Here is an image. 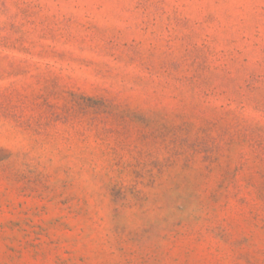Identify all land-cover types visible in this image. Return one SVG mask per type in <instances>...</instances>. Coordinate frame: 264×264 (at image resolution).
Instances as JSON below:
<instances>
[{
    "label": "rangeland",
    "instance_id": "rangeland-1",
    "mask_svg": "<svg viewBox=\"0 0 264 264\" xmlns=\"http://www.w3.org/2000/svg\"><path fill=\"white\" fill-rule=\"evenodd\" d=\"M0 264H264V0H0Z\"/></svg>",
    "mask_w": 264,
    "mask_h": 264
}]
</instances>
